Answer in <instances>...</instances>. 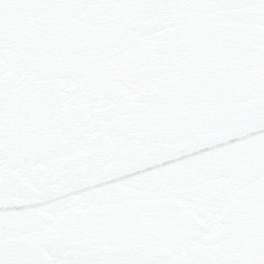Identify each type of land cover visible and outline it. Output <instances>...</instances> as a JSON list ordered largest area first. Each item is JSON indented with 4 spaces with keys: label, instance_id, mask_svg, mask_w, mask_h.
<instances>
[{
    "label": "snow or ice",
    "instance_id": "6c2138e0",
    "mask_svg": "<svg viewBox=\"0 0 264 264\" xmlns=\"http://www.w3.org/2000/svg\"><path fill=\"white\" fill-rule=\"evenodd\" d=\"M0 264H264V0H0Z\"/></svg>",
    "mask_w": 264,
    "mask_h": 264
}]
</instances>
